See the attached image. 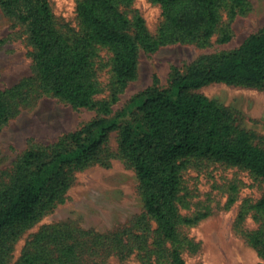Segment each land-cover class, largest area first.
<instances>
[{
    "label": "trees",
    "instance_id": "trees-1",
    "mask_svg": "<svg viewBox=\"0 0 264 264\" xmlns=\"http://www.w3.org/2000/svg\"><path fill=\"white\" fill-rule=\"evenodd\" d=\"M131 1L79 0V28L68 35L60 30L49 0H0L1 10L24 32L32 70L29 78L0 91V130L31 94L97 112L93 120L64 134L55 144L27 150L16 161L12 178L0 187V264L10 253V239L62 201L73 172L97 162L115 131L118 155L138 180L144 208L141 220L146 221L143 232L153 228L157 237L151 251L166 264H186L180 229L205 217L179 213L185 202L182 171L191 161L236 166L264 179V144L239 128L228 110L196 92L213 83L263 88L264 28L234 50L202 58L183 71L172 68L166 87H159L154 78L151 86L112 111L137 76L140 50L154 53L182 42L205 46L215 34L218 43H227L231 36L220 26L221 10L232 21L248 11V1L152 0L160 5L163 17L155 35L148 32L142 17L129 18L122 9ZM100 51L108 53V62L101 60ZM106 65L109 95L97 101L104 91L99 74ZM256 208L264 209V196ZM56 228L50 227L41 238L49 239L45 236ZM55 237L65 246L58 263L74 264V244L62 240L71 237L66 231H58ZM250 240L264 257V237ZM48 249L47 245L33 252L27 249L15 264H54Z\"/></svg>",
    "mask_w": 264,
    "mask_h": 264
},
{
    "label": "rangeland",
    "instance_id": "rangeland-1",
    "mask_svg": "<svg viewBox=\"0 0 264 264\" xmlns=\"http://www.w3.org/2000/svg\"><path fill=\"white\" fill-rule=\"evenodd\" d=\"M247 12L232 21L221 10V27L230 33L227 43L217 42L218 34L205 46L175 43L154 53L138 54V71L119 96L112 111L121 109L131 97L151 86L169 83L172 68L187 67L209 56L238 48L251 34L264 28V0H247ZM60 30L68 35L78 30L76 5L79 0H49ZM129 18L142 17L151 35L162 23V9L152 0H132L122 8ZM21 27L0 8V91L8 90L32 75L31 60ZM101 60L109 55L100 51ZM108 65V63H107ZM99 74L104 91L97 101L109 95V67ZM228 110L239 128L251 133L255 142L264 144V87L257 89L213 83L196 91ZM97 116L93 109H73L55 98L31 94L16 114L0 130V187L10 181L16 161L23 152L55 144L64 134L79 129ZM63 199L52 210L38 217L18 236L10 239L11 248L4 264H15L28 249L49 248L46 253L59 264L63 243L55 237L66 231L63 242L74 244V264H166L152 253L157 235L143 232L146 221L138 180L134 171L118 155V134L112 132L97 162L74 171ZM184 217L205 214L201 220L180 229V246L186 264H264V257L250 237H264V209L256 204L264 196V179L236 166L208 161H191L182 171ZM154 226V223L150 222ZM149 225V226H150ZM56 226L49 239H42ZM146 237H142V234ZM135 235H140L141 244ZM58 251H53L57 249ZM66 254V251H65Z\"/></svg>",
    "mask_w": 264,
    "mask_h": 264
}]
</instances>
